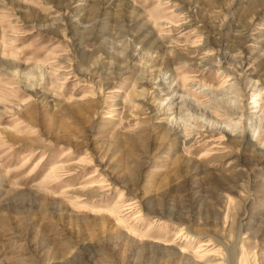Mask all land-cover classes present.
Segmentation results:
<instances>
[{
  "label": "rangeland",
  "instance_id": "1",
  "mask_svg": "<svg viewBox=\"0 0 264 264\" xmlns=\"http://www.w3.org/2000/svg\"><path fill=\"white\" fill-rule=\"evenodd\" d=\"M0 264H264V0H0Z\"/></svg>",
  "mask_w": 264,
  "mask_h": 264
}]
</instances>
